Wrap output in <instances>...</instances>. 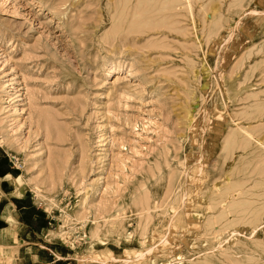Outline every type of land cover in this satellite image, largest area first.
Instances as JSON below:
<instances>
[{
	"label": "rangeland",
	"instance_id": "rangeland-1",
	"mask_svg": "<svg viewBox=\"0 0 264 264\" xmlns=\"http://www.w3.org/2000/svg\"><path fill=\"white\" fill-rule=\"evenodd\" d=\"M5 171L81 261L264 264V0H0Z\"/></svg>",
	"mask_w": 264,
	"mask_h": 264
},
{
	"label": "crops",
	"instance_id": "crops-1",
	"mask_svg": "<svg viewBox=\"0 0 264 264\" xmlns=\"http://www.w3.org/2000/svg\"><path fill=\"white\" fill-rule=\"evenodd\" d=\"M17 178L10 171L0 172V246L12 251L14 264H95L60 252L51 246L52 241H45L42 235L50 217Z\"/></svg>",
	"mask_w": 264,
	"mask_h": 264
}]
</instances>
